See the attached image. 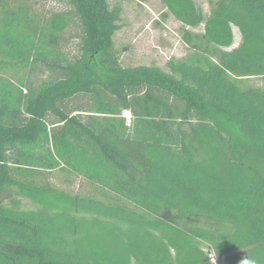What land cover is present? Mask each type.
I'll return each mask as SVG.
<instances>
[{
    "label": "trees",
    "instance_id": "trees-1",
    "mask_svg": "<svg viewBox=\"0 0 264 264\" xmlns=\"http://www.w3.org/2000/svg\"><path fill=\"white\" fill-rule=\"evenodd\" d=\"M57 1L0 0V264H264V90L241 85L264 78V0H163L204 27L167 70L112 62L119 5ZM58 167L136 209L38 183Z\"/></svg>",
    "mask_w": 264,
    "mask_h": 264
},
{
    "label": "rangeland",
    "instance_id": "rangeland-1",
    "mask_svg": "<svg viewBox=\"0 0 264 264\" xmlns=\"http://www.w3.org/2000/svg\"><path fill=\"white\" fill-rule=\"evenodd\" d=\"M217 1L195 0L206 16ZM109 2L111 7L119 5L122 9L120 29L114 36V47L111 51L112 62L121 67L156 65L167 70L166 64L169 60H184L195 52V49L184 40V34L190 32L200 36L204 32L203 26L196 28L183 26L168 12L163 0H109ZM51 3L58 9L65 7L57 0H51ZM233 30L235 42L229 50L237 47L241 42L238 29ZM198 40L199 38L195 37V41ZM60 42V50L73 56L78 52L79 33L71 27ZM29 77L30 82L38 85L45 80L61 78V75L39 69L33 71ZM241 85L244 88L254 86L264 90V78H253ZM78 103L76 106L90 104L87 98L78 99ZM53 120L51 118V122ZM38 183L50 184L74 195L94 198L106 204H118L136 209L131 199L112 186L92 183L85 178L69 175L60 167L53 170H41ZM18 203L24 210H36L38 207L27 199H20ZM150 214L158 216L159 212H150Z\"/></svg>",
    "mask_w": 264,
    "mask_h": 264
},
{
    "label": "built area",
    "instance_id": "built-area-1",
    "mask_svg": "<svg viewBox=\"0 0 264 264\" xmlns=\"http://www.w3.org/2000/svg\"><path fill=\"white\" fill-rule=\"evenodd\" d=\"M122 116L128 121V123H130L132 117V113L130 110H124ZM210 262L212 264H221L220 259L216 257L214 254L210 255Z\"/></svg>",
    "mask_w": 264,
    "mask_h": 264
},
{
    "label": "clouds",
    "instance_id": "clouds-1",
    "mask_svg": "<svg viewBox=\"0 0 264 264\" xmlns=\"http://www.w3.org/2000/svg\"><path fill=\"white\" fill-rule=\"evenodd\" d=\"M240 264H255V261L254 260H251V259H248V258H245L243 259Z\"/></svg>",
    "mask_w": 264,
    "mask_h": 264
}]
</instances>
